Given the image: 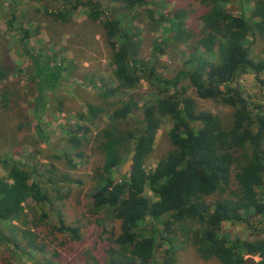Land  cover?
<instances>
[{
  "label": "trees",
  "instance_id": "obj_1",
  "mask_svg": "<svg viewBox=\"0 0 264 264\" xmlns=\"http://www.w3.org/2000/svg\"><path fill=\"white\" fill-rule=\"evenodd\" d=\"M9 1L12 4L17 0ZM235 1H239V6L232 11L228 6ZM106 2L113 4L110 11L109 6L102 7L101 0H63L55 9L42 6L45 13L61 23H68L79 8H85L87 17L102 27L112 50L111 65L117 81L105 94L113 89L135 88L142 79L152 81L159 92L163 90L156 98L143 103L140 122L133 128H119L120 121L137 107L136 101L128 100L107 114L108 120L98 133L96 148L102 160L90 176L87 191L90 210H109L119 225L118 231L114 228L107 231L110 245L104 264H177L174 226L184 222L198 225L188 229L186 238L202 258L215 257L222 264H242L245 256L252 255L259 258L257 264H264V236L261 235L264 223L257 231L260 236L254 239L231 238L223 230V223L251 226L256 218L264 215V0H247L250 3L247 14L240 0H198L204 6L198 15V31L184 27L193 9H177L167 18L168 29L173 42L187 46L181 50L182 68L170 77L164 76L156 63L159 55L165 53L168 37L155 40L147 59H138V32L135 26L124 25L122 21L126 17L123 12L134 11L149 1ZM0 18L9 29L13 28L17 20L16 6L8 10L2 7ZM19 29L22 41L30 37L31 25L26 27L20 22ZM256 38L261 39L262 48L260 56L252 59L248 43ZM32 58L35 65L32 74L34 120L29 126L37 139L47 141L49 135L41 127L38 114L43 110L45 95L56 90L61 72ZM246 71L253 73L259 86L263 97L260 102L249 101L238 87V77ZM9 74L8 65L0 61V101H20L16 99L19 89L10 91L4 83ZM190 87L199 98L232 107L231 120L223 123L217 114L197 110L195 100L186 95ZM101 112V107L87 104L86 111L79 117L95 126ZM165 117L172 120L168 135L173 148L152 169H147L145 159ZM89 129L88 125L78 123L67 131L70 151L63 152V157L68 166L76 167L73 158L82 161L87 157ZM30 139L27 136L13 141L22 145ZM131 151L130 169L122 174V165ZM0 162L7 171L6 177H0V223L9 224L0 227V249L30 251L29 264H55L44 255L42 245L30 239L33 232L11 224L23 222L20 218L24 217V204L29 200L35 204L48 200L42 183L31 179L36 176L35 167L10 157ZM115 172L117 176L113 177ZM59 180L83 183L80 178L70 179L66 174L56 181ZM146 187L153 198L144 193ZM36 214L35 218L45 219L44 211ZM146 219L151 223L147 228L141 224ZM53 227L71 238L79 237L78 228L65 224L61 217ZM163 234L168 244L159 254L162 244L158 241ZM23 238L28 239L24 245ZM2 264L13 263L5 258Z\"/></svg>",
  "mask_w": 264,
  "mask_h": 264
},
{
  "label": "rangeland",
  "instance_id": "obj_2",
  "mask_svg": "<svg viewBox=\"0 0 264 264\" xmlns=\"http://www.w3.org/2000/svg\"><path fill=\"white\" fill-rule=\"evenodd\" d=\"M63 0H17L10 4L9 0H0V10L17 8V20L10 29L0 18V61L6 63L10 69L7 81L4 82L10 91L19 89L16 99L20 101H0V160L10 157L18 163L34 166L37 179L45 187L48 200L42 204L28 201L24 204L25 215L21 221L11 224L19 225L21 229L31 231L32 241L42 245L44 255L54 260L55 264H104L106 250L110 242L107 239L109 232L114 228L118 231L116 221L107 209L95 212L91 208L90 197L87 193L91 184V175L96 165L101 164V156L96 147L98 133L108 120L107 114L120 105L123 101H136L137 107L129 116L120 121L119 128H133L141 119V109L144 102L156 98L162 93L157 90V85L152 81L142 79L137 87L132 89L112 90L105 94L107 89L117 85L114 77L111 54L112 50L107 43L102 27L87 17L85 8H79L68 23H61L44 12L42 6L50 9L61 6ZM74 1V0H73ZM102 1V7L109 11L113 4ZM148 4L129 12H123L124 25L135 26L138 32V59H147L151 54L155 40L159 41L168 37L164 44L165 53L159 55L157 60L158 70L166 77H170L183 66V55L187 45L173 42L172 33L169 32L167 18L180 8L190 7L193 13L187 15L184 27L198 31L200 23L198 15L204 10L198 0H148ZM244 2L246 14L250 10V3ZM239 1L228 6L236 11ZM20 22L24 26L31 25L32 33L28 39L21 40L22 33L19 29ZM190 44V43H188ZM262 41L253 39L248 43L249 57L257 59L260 56ZM32 56L39 63L59 69L61 78L56 90L45 95L43 110L38 114L41 127L48 133L47 141L37 139L29 123L33 119L32 95L35 83L32 82L34 62ZM238 87L242 94L253 103L262 101L259 86L251 71H246L238 77ZM186 95L196 102L197 110H208L217 114L223 123L231 120L232 107L212 99L199 98L193 88H187ZM93 104L102 108L101 118L96 120L95 126L79 117L86 111V105ZM41 108V106H40ZM25 122V123H23ZM28 126V129L26 126ZM78 123L89 126V143L85 148L87 157L82 161L73 158L76 167L67 165L63 152L70 151L66 140L67 131L74 129ZM172 120L165 117L158 128L153 148L145 159L147 169H152L170 149L173 148L168 132ZM22 128V129H21ZM29 136V143L18 145L15 141L23 140ZM15 140V141H13ZM98 140V141H97ZM18 145V146H17ZM67 155L72 156L68 153ZM58 156V157H56ZM128 159V158H127ZM126 159V160H127ZM67 175L70 179L80 178L83 183L56 181L59 177ZM7 171L0 162V177H6ZM117 173H113V177ZM235 182L232 181V187ZM144 193L153 198V194L146 187ZM44 211L45 219L35 218L36 213ZM61 217L65 224L77 227L79 237L71 238L65 232H58L53 226L58 225ZM161 221L158 227L161 228ZM264 223V215L255 219L251 226L245 223L230 225L223 223V230L228 235L242 239H254L257 231ZM146 228L150 222L146 219L143 223ZM9 224L0 223V227ZM194 222L180 223L175 228L174 251L177 264H222L217 258H202L191 242L186 238L188 229L196 228ZM109 231V232H107ZM264 236V232L261 234ZM165 234L159 241L162 245L159 254L164 252L168 242L164 241ZM27 238L21 239L22 245ZM4 247V246H3ZM5 251V252H4ZM246 257V256H245ZM10 259L13 264H29L30 251L22 252L19 249H0V264L4 259ZM257 261L259 258L254 256Z\"/></svg>",
  "mask_w": 264,
  "mask_h": 264
},
{
  "label": "water",
  "instance_id": "obj_3",
  "mask_svg": "<svg viewBox=\"0 0 264 264\" xmlns=\"http://www.w3.org/2000/svg\"><path fill=\"white\" fill-rule=\"evenodd\" d=\"M132 156H133V151L130 152V154L128 156V159L122 165V168H121V173L122 174H126V172L130 169V166H131V163H132V161H131ZM242 264H257V261L254 259V256L247 255L243 259Z\"/></svg>",
  "mask_w": 264,
  "mask_h": 264
}]
</instances>
